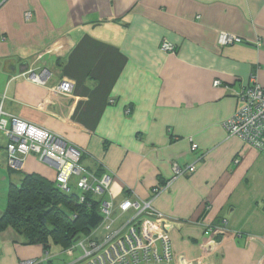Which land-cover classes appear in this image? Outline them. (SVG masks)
Segmentation results:
<instances>
[{"label":"crops","instance_id":"crops-1","mask_svg":"<svg viewBox=\"0 0 264 264\" xmlns=\"http://www.w3.org/2000/svg\"><path fill=\"white\" fill-rule=\"evenodd\" d=\"M221 31L243 42L220 46ZM33 62L47 85L23 75ZM63 78L73 96L55 91ZM253 78L264 86V0H0L2 110L80 147L83 168L112 176L96 197L116 206L153 196L174 162L194 164L154 200L194 264H264V153L223 126ZM0 136L1 216L12 183L36 173L56 184L58 169L36 153L14 169ZM70 187L80 193L75 178ZM46 253L0 231V264Z\"/></svg>","mask_w":264,"mask_h":264},{"label":"built area","instance_id":"built-area-1","mask_svg":"<svg viewBox=\"0 0 264 264\" xmlns=\"http://www.w3.org/2000/svg\"><path fill=\"white\" fill-rule=\"evenodd\" d=\"M31 15L30 11L26 12L27 19H30ZM242 42L240 36L226 31H221L218 37L220 46ZM161 49L174 52L175 46L164 40ZM35 66L33 62L23 75L32 82L47 85L51 72L46 67L40 69ZM221 84L220 80L215 81L216 86ZM74 87L73 80L63 78L54 89L58 94L70 97L73 96ZM238 97L242 100L241 107L223 126L230 136L239 137L264 153V86L253 78L252 83L238 93ZM0 133L8 142L9 163L14 169L21 167L23 156L36 153L41 160H51L55 163L58 169L56 184L61 190L70 191L71 180L75 178L80 191V202L85 200L86 193L102 196L109 189L111 175L103 174L99 177L81 166L83 152L80 147L68 143L58 134L36 127L18 117H8L1 107ZM197 148L198 144L193 143L192 149ZM235 161L239 162L238 159ZM194 168V164L182 167L174 162V176L163 186L155 187L150 198H126L117 206L111 200L103 201L100 209L102 222L91 234L76 239L64 250L72 257L71 261L65 264H194L176 253L170 234L171 224L154 205L155 198L169 189L174 180ZM205 206L211 208L209 203ZM127 213L128 219L119 223L120 217ZM227 224V220L222 219L220 224H207L205 231L217 227L226 228ZM20 264L55 263L47 251L41 257L24 259Z\"/></svg>","mask_w":264,"mask_h":264},{"label":"trees","instance_id":"trees-1","mask_svg":"<svg viewBox=\"0 0 264 264\" xmlns=\"http://www.w3.org/2000/svg\"><path fill=\"white\" fill-rule=\"evenodd\" d=\"M102 202L93 193L80 202L79 192L63 191L39 174H26L20 184L10 185L0 231L11 227L23 244L41 245L45 251L52 246L66 249L102 222Z\"/></svg>","mask_w":264,"mask_h":264},{"label":"rangeland","instance_id":"rangeland-1","mask_svg":"<svg viewBox=\"0 0 264 264\" xmlns=\"http://www.w3.org/2000/svg\"><path fill=\"white\" fill-rule=\"evenodd\" d=\"M1 134V133H0ZM0 138H2L0 136ZM76 184V183H75ZM77 187V186H76ZM79 190V189H78ZM103 196L106 197L105 194H103ZM87 235H83L81 237H86ZM65 249L59 247V246H52V248L49 251V256L53 259L55 264H65L68 263L69 261H71L70 259H72V257H69L65 252ZM80 255V254H79ZM79 255H75V256H79Z\"/></svg>","mask_w":264,"mask_h":264}]
</instances>
